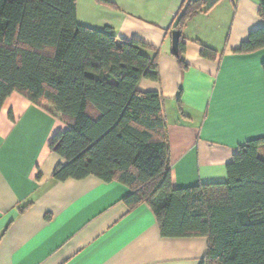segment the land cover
Masks as SVG:
<instances>
[{
    "label": "crops",
    "instance_id": "1",
    "mask_svg": "<svg viewBox=\"0 0 264 264\" xmlns=\"http://www.w3.org/2000/svg\"><path fill=\"white\" fill-rule=\"evenodd\" d=\"M110 1L90 0L82 15L76 0L77 20L157 53L158 78L137 89L160 96L173 185L223 182L237 146L264 135V47L235 51L264 25L259 0H204L179 31L185 66L171 40L183 0ZM65 128L59 114L16 92L0 106V264H200L207 239L162 236L147 204L128 209L122 183L52 178L65 160L49 139Z\"/></svg>",
    "mask_w": 264,
    "mask_h": 264
},
{
    "label": "trees",
    "instance_id": "2",
    "mask_svg": "<svg viewBox=\"0 0 264 264\" xmlns=\"http://www.w3.org/2000/svg\"><path fill=\"white\" fill-rule=\"evenodd\" d=\"M203 2L183 0L174 30ZM258 14L264 19V0ZM263 47L264 25L235 51ZM148 48L78 22L76 0H0V106L16 92L65 122L48 143L65 160L53 179L122 183L128 209L147 204L162 236L207 239L200 264H264V135L237 146L223 182L174 186L160 96L137 89L142 78H158ZM183 51L179 42L175 57L185 66ZM200 53L216 55L205 45ZM261 68L264 75V61Z\"/></svg>",
    "mask_w": 264,
    "mask_h": 264
},
{
    "label": "water",
    "instance_id": "3",
    "mask_svg": "<svg viewBox=\"0 0 264 264\" xmlns=\"http://www.w3.org/2000/svg\"><path fill=\"white\" fill-rule=\"evenodd\" d=\"M171 40H172V52L174 54H178L179 31L172 30V32H171Z\"/></svg>",
    "mask_w": 264,
    "mask_h": 264
},
{
    "label": "rangeland",
    "instance_id": "4",
    "mask_svg": "<svg viewBox=\"0 0 264 264\" xmlns=\"http://www.w3.org/2000/svg\"><path fill=\"white\" fill-rule=\"evenodd\" d=\"M77 2H78L77 3V8L79 9V12H81L80 14H82V15H87L88 14L89 15V10L85 9V7L88 6V5L85 4V3L90 2V0H77Z\"/></svg>",
    "mask_w": 264,
    "mask_h": 264
}]
</instances>
